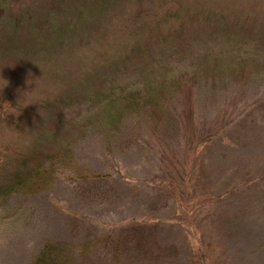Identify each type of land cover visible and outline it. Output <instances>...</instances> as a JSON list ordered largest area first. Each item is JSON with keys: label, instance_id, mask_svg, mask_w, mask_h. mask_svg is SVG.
<instances>
[{"label": "rangeland", "instance_id": "374dc122", "mask_svg": "<svg viewBox=\"0 0 264 264\" xmlns=\"http://www.w3.org/2000/svg\"><path fill=\"white\" fill-rule=\"evenodd\" d=\"M175 83L161 126L125 118L107 150L104 99L119 111L129 93ZM201 137L211 178L229 168L210 151L218 139L238 164L248 140L264 149V0H0V184L35 149L71 145L78 163L45 193L0 201V264H32L45 243L94 245L139 219L171 227L173 264H264V181L244 203L252 229L237 222L232 240L200 208L151 205L162 153ZM227 170L218 193L236 180ZM97 250L82 264H104Z\"/></svg>", "mask_w": 264, "mask_h": 264}, {"label": "trees", "instance_id": "16d2710c", "mask_svg": "<svg viewBox=\"0 0 264 264\" xmlns=\"http://www.w3.org/2000/svg\"><path fill=\"white\" fill-rule=\"evenodd\" d=\"M27 21L29 19L25 17L24 22ZM18 22L19 26L24 25L22 20L18 19ZM177 87L176 83L168 88L162 84L143 95H138L139 92L129 93L131 99L119 111L118 109L111 110V100L107 102L104 99L103 102L106 105L103 108L105 111L103 126L106 127L104 140L107 150L111 149L108 140L115 137L118 126L122 125L121 121L125 118L136 120L140 116L150 117V119L156 116L158 118L157 126H161L164 117L162 114L169 110L168 103H171L172 97L175 95L172 91H177ZM100 97L97 102L102 100H99ZM190 117L191 115H188V118ZM155 129L158 128L155 127ZM254 137L255 134L252 138L247 139L254 140L256 139ZM198 139L195 140L196 143L183 140L179 143L178 150H165L162 153L164 177L163 180L161 178L154 180L153 186L149 184L151 190L154 188L158 191L153 199H150L151 205L153 208L157 207V203L163 198L176 199L175 203L185 212L189 211L188 213H191L192 216L196 215V207L200 208L201 220L205 221L211 218L214 223V219L217 218L218 222L222 221L231 229L230 239L232 240L234 235L240 234L236 229L237 222H241V225L244 224L243 227L251 229L254 225L253 222L243 221L245 223H242L240 220L251 214L252 210L245 208L244 203L246 202L247 205L255 200L260 189L259 186L264 181V165L259 162L260 160L264 164V149H259L257 143L254 144V141L248 140V143H245L246 146L240 150L239 159H243V161L238 164L231 155L239 148L222 144L220 139L218 142L215 141L216 144L210 148V151H213L219 165L226 166L227 164L229 167L227 169L236 179L227 190L218 193V184L223 182L220 179L228 170L220 168L212 178L210 177L211 174H209L207 166L209 163L204 159L209 148L208 146L204 147V142H207L208 139H204V137ZM259 143H261V139ZM75 155V149L71 145L54 152L33 150L27 156L25 155L26 159H21L17 169L8 175L6 184H0V201L6 203L12 194L17 195L21 192L28 196L45 193L55 185V177L60 169L76 170L78 168ZM232 163L236 167H233ZM232 181L233 178L230 182ZM206 206L210 207L208 212L203 215V209ZM217 211L221 213L218 214ZM145 221V219L135 220L125 229L121 228L118 234H107L98 238L94 245L91 241H83L78 246L63 241L45 243L32 264H82L90 256L89 252L93 247L102 252L99 255H102L104 260L106 259L104 264H108V262L109 264H132L131 261L138 263L140 261L137 260L138 255L145 257L146 253V256L151 254L154 257V261H150L149 264H173L178 256L165 252L167 247L162 242V239L165 241L166 237L173 234L171 227L166 229L158 222H146L145 224ZM213 226L215 227L214 224ZM153 248H155L153 252H148ZM102 257L99 260H102ZM141 262L142 259L139 263Z\"/></svg>", "mask_w": 264, "mask_h": 264}, {"label": "clouds", "instance_id": "9594fccd", "mask_svg": "<svg viewBox=\"0 0 264 264\" xmlns=\"http://www.w3.org/2000/svg\"><path fill=\"white\" fill-rule=\"evenodd\" d=\"M26 93V92H25Z\"/></svg>", "mask_w": 264, "mask_h": 264}]
</instances>
